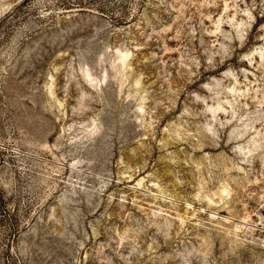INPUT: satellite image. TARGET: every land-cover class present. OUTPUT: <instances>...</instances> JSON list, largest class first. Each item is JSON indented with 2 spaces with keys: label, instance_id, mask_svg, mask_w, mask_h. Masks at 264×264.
I'll use <instances>...</instances> for the list:
<instances>
[{
  "label": "rangeland",
  "instance_id": "1",
  "mask_svg": "<svg viewBox=\"0 0 264 264\" xmlns=\"http://www.w3.org/2000/svg\"><path fill=\"white\" fill-rule=\"evenodd\" d=\"M0 264H264V0H0Z\"/></svg>",
  "mask_w": 264,
  "mask_h": 264
},
{
  "label": "bare ground",
  "instance_id": "2",
  "mask_svg": "<svg viewBox=\"0 0 264 264\" xmlns=\"http://www.w3.org/2000/svg\"><path fill=\"white\" fill-rule=\"evenodd\" d=\"M124 56V55H123ZM120 59L122 60L123 58L120 57Z\"/></svg>",
  "mask_w": 264,
  "mask_h": 264
}]
</instances>
